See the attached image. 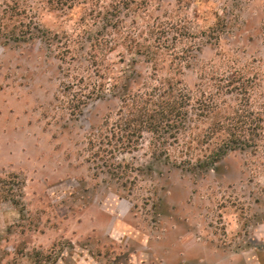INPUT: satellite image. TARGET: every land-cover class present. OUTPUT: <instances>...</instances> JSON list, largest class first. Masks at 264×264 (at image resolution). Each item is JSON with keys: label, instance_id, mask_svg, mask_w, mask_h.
I'll return each mask as SVG.
<instances>
[{"label": "rangeland", "instance_id": "374dc122", "mask_svg": "<svg viewBox=\"0 0 264 264\" xmlns=\"http://www.w3.org/2000/svg\"><path fill=\"white\" fill-rule=\"evenodd\" d=\"M75 1L71 18L46 0H0V264H264V149L229 152L212 169L189 172L152 160L143 134L137 149L115 154L116 175L97 167L87 138L110 128L119 102L108 96L70 115L60 100L61 62L45 33L76 32L80 19L91 22V11L113 0ZM174 1L151 0L154 7ZM201 11L190 5L173 18H197L201 27ZM231 12L218 43L193 52L179 71L170 53L148 60L121 46L107 61L153 83L175 78L195 94L204 66L228 57L260 78L251 102L264 125V0H239ZM135 14L130 19L151 22ZM20 19L38 29L7 39ZM124 25L122 34L138 33Z\"/></svg>", "mask_w": 264, "mask_h": 264}, {"label": "trees", "instance_id": "16d2710c", "mask_svg": "<svg viewBox=\"0 0 264 264\" xmlns=\"http://www.w3.org/2000/svg\"><path fill=\"white\" fill-rule=\"evenodd\" d=\"M92 1V5H99V0ZM238 2L175 0L173 6L154 7L151 0H113L100 6L95 15L92 10L91 22L80 19L85 23H80L76 32L45 33L49 42L55 43L61 62L60 100L70 115L79 114L88 102L108 96L119 102L110 128L93 130L87 138L93 161H100L98 168L116 175L121 165L115 162V154L137 149L143 134L149 135L152 160L189 172L210 170L229 152L264 149L263 117L251 102L252 92L262 82L260 78L246 76L245 68L233 67L230 58L204 66L205 81L195 94L175 78L153 83L151 78L140 79L134 72L107 61V55L121 46L126 52L136 51L148 60L170 53L179 71L189 65L193 52L206 44L218 43L230 25L231 9ZM46 3L49 9L71 18L79 8L75 0H46ZM190 5L202 10L204 26L197 24V18L195 22L187 16L173 18L178 16L179 9ZM138 11L151 22L145 23L142 17L130 19ZM128 20L131 25L134 23L129 29H137V34H122ZM18 21V29L7 34V39L25 40L32 37V29H38L30 21L26 24ZM221 67L223 70L218 71ZM196 128L206 129L200 134L195 133ZM197 141L201 147L198 150L194 147Z\"/></svg>", "mask_w": 264, "mask_h": 264}]
</instances>
